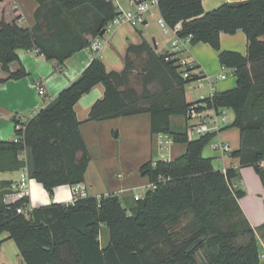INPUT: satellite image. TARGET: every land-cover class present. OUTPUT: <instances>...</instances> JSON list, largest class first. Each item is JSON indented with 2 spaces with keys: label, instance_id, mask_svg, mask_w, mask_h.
<instances>
[{
  "label": "trees",
  "instance_id": "16d2710c",
  "mask_svg": "<svg viewBox=\"0 0 264 264\" xmlns=\"http://www.w3.org/2000/svg\"><path fill=\"white\" fill-rule=\"evenodd\" d=\"M35 1L36 25L26 28L19 25L22 14L15 0H0V65L8 80L28 76L19 51L36 50L62 65L91 47L95 38H103L117 15L115 5L106 0ZM202 2L159 0L158 9L179 38L219 53L220 65L235 70L234 89L188 103L187 86L201 79L194 74L196 68L182 64L171 52L157 55L147 44L130 46L122 72H109L96 56L30 121L15 120L23 129L15 131L12 141H0V174L26 168L29 178L50 195L59 187L83 185L91 156L75 108L84 95L103 85L104 97L92 106L89 122L148 114L152 136L165 135L186 146L184 154L169 162L151 159L141 167L142 176L157 188L134 200L130 210L110 194L33 208L27 218L17 210L30 206V199L6 204L11 183L0 182V236L9 234L25 264H198L199 250L207 264H264L256 237L264 224L254 229L241 209L246 193L234 187L238 168L216 170L213 159L203 155L216 133L191 140L188 126L183 132L172 126V118L190 119L192 109L233 110L235 120L229 127L240 131V146L231 157L239 161V168H254L264 188V0L226 3L210 12ZM238 31L247 38L246 56L222 51L221 34ZM142 53L148 60L138 70L131 55ZM14 63L19 69L11 72ZM135 72L141 90L132 85ZM5 82L0 80V85ZM155 84L159 91H152ZM15 137L22 138L21 143ZM24 152L26 161L21 160ZM104 226L109 230L107 246L101 240ZM197 242L200 245L189 252Z\"/></svg>",
  "mask_w": 264,
  "mask_h": 264
},
{
  "label": "crops",
  "instance_id": "0c3cea01",
  "mask_svg": "<svg viewBox=\"0 0 264 264\" xmlns=\"http://www.w3.org/2000/svg\"><path fill=\"white\" fill-rule=\"evenodd\" d=\"M245 0H203V7L206 12L217 9L226 3L237 2L241 3ZM20 12L22 14V19L19 25L26 28H33L36 25L35 13L38 9V3L35 0H15ZM116 7H120L126 10L130 6V0H117L115 4ZM160 18V12L158 8L152 9V11L147 16V23L142 27H131L122 26L116 28L113 32L107 33L104 36L103 46L100 51V59L105 64L109 72L116 71L122 72L126 65L127 51L130 46H142L144 44L149 45L157 55L169 53L172 50V43L175 40V34L165 35L158 25V20ZM264 40V37L262 38ZM189 44V43H188ZM221 45L222 51H232L240 53L244 56L247 55V38L242 31H238L235 35L221 34ZM189 46V45H188ZM188 52L192 55L193 59L190 60L191 66L196 68V72L202 75L204 80L207 77V72L213 66L210 63L214 62L216 66V71L218 70L219 53L212 49L209 45L198 44L189 47ZM20 56V61L24 68L26 69L28 76L19 80H8V73L2 70L0 65V80H6V82L0 85V141L8 142L12 141L15 136L16 125L15 120L22 123H27L33 117H35L40 110L47 107L53 100H55L58 95L68 88L73 82H75L90 63L96 58L91 47H87L80 52L75 53L72 57L67 59L62 65L58 64L56 61H50L45 58V56L38 53L36 50L18 52ZM210 58V59H209ZM131 59L136 63V69L142 70L145 66L148 55L142 53L139 55H131ZM215 59V60H213ZM140 65V66H139ZM220 65V62H219ZM222 71H227L220 65ZM19 69L18 63L10 65L11 72H16ZM215 71V70H214ZM218 73V72H215ZM223 73V72H222ZM137 72L131 75V81L136 78ZM222 75V74H221ZM220 75V76H221ZM218 76V77H220ZM228 75L224 80L218 79L219 85L209 86L210 96L215 93V90L220 89L219 92H226L234 89L237 84V79L235 77L234 82L224 83L228 79ZM43 88L46 91V96L44 98L40 97L38 94V89ZM215 88V89H214ZM105 94V88L103 85H98L91 90L90 93L84 95L76 105V114L81 125V133L85 140L88 137H93L98 135L97 126L100 123H109L110 121L103 122H89V114L92 106L99 100L103 99ZM205 96H201V98ZM186 98L188 103H193L188 97V91L186 90ZM212 113L211 111H205L203 114L206 116ZM145 115V114H143ZM142 116V115H139ZM134 116L133 118H137ZM129 118V117H128ZM132 118V117H130ZM121 119V118H119ZM185 119V118H184ZM117 120V119H115ZM186 120V119H185ZM186 120V127L188 126ZM173 125V118H172ZM150 126V124H149ZM186 129V128H185ZM224 128H222L223 130ZM150 131V130H149ZM214 133V132H212ZM218 137L220 139L219 133ZM155 138L157 136H152ZM240 141L236 144L235 150H238ZM88 147V144L86 142ZM179 148L183 146L181 144H174ZM173 145V146H174ZM185 146V145H184ZM89 150V148H88ZM179 150V149H178ZM181 152V150H180ZM178 152V153H180ZM186 152L185 150L182 154ZM90 153V150H89ZM150 155V154H149ZM180 155V154H179ZM180 155V156H181ZM205 158L213 159V165L216 170H223L229 168H238L239 177L237 178L235 185L238 189L245 191L246 196L240 200L241 209L246 216L250 225L257 229L264 224V188L252 167L239 168L240 164L238 160L224 159L225 156H220L219 154H205ZM91 156V154H90ZM179 157V156H178ZM93 160L91 156V162L89 164L88 170L86 172L85 186L88 196L100 197L102 195L115 194L117 191L110 190L109 186L104 182V179L97 184L91 181L90 177L93 175L92 166ZM20 172H4L0 174V182L11 183L8 185V191H12L14 185H17L19 181ZM89 177V178H88ZM105 183V184H104ZM97 186L95 187V185ZM149 184L148 179L146 182L141 183L139 186H126L121 188L122 190L127 189H138L145 187ZM101 185V186H100ZM123 187V186H122ZM120 189V190H121ZM27 191L29 193L30 206L32 208H38L42 206H48L53 203L55 204H65L69 203L73 199V187L63 186L56 188L53 195H50L41 184L35 180H29ZM41 192L44 196L50 197V202L48 204H37L39 199L34 200L36 197V192ZM119 191V190H118ZM46 194V195H45ZM8 195V194H7ZM128 196V195H126ZM253 197L250 201L249 197ZM258 198H257V197ZM6 197V196H5ZM129 197V196H128ZM127 197V198H128ZM52 200H56L55 202ZM263 231H256V237L260 246H262L264 251V238H260L259 233ZM264 234V233H263ZM3 242L5 241V246L11 244L12 240H9V234L2 236ZM261 239V240H260ZM1 245V251L3 247ZM18 249V248H17ZM19 252V250H17ZM261 253V259H264V252ZM18 256L21 257L20 253ZM22 258V257H21ZM23 260V259H22ZM24 262V261H23ZM263 262V260H262ZM16 260L6 262L2 264H16ZM25 264V263H24Z\"/></svg>",
  "mask_w": 264,
  "mask_h": 264
},
{
  "label": "rangeland",
  "instance_id": "374dc122",
  "mask_svg": "<svg viewBox=\"0 0 264 264\" xmlns=\"http://www.w3.org/2000/svg\"><path fill=\"white\" fill-rule=\"evenodd\" d=\"M132 9L131 6L126 8V10ZM108 36V35H106ZM105 36V37H106ZM189 45V46H188ZM192 46L191 43L187 44V48L183 49V51L179 54V58L181 60H185L190 64V60L193 59L190 52H188L189 47ZM210 59V58H209ZM215 60V59H213ZM216 61V60H215ZM213 66V69H209L207 72V77L204 80H198L192 82L187 86L188 97L191 101L201 100V96L209 97L210 90L209 86H217L219 85L218 79L221 74H228L229 71H222L218 64V70L216 71V66L214 62L210 63V66ZM191 65V64H190ZM140 66V65H139ZM215 70V71H214ZM218 72V73H215ZM223 72V73H222ZM138 75V74H137ZM235 78L228 77V79L224 83L234 82ZM132 85L136 87L138 90H141V84L135 78L132 80ZM152 91H159V85L151 86ZM215 89V88H214ZM220 89H216V92H219ZM226 110L227 117V126H223V130L211 140V142L205 148V154H216L218 153L214 151L213 145L218 144L219 142L227 143L231 146L232 152L235 151L236 144L240 141V131L236 128H230L229 126L235 120V114L233 110ZM209 117L208 123L213 118V114H208ZM188 129L191 132L190 138L191 140H197L201 136L196 133L193 127L199 125L200 120L198 119H188ZM150 115L145 114L142 116H138L137 118H121L117 120H110L109 123H100L97 126L98 135L86 137L88 148L90 150V154L93 160V168L90 179L95 184H99L102 179L107 185H110V190L117 191L115 194L119 197L122 206L126 210H130V208L135 204L134 195L146 194V188H138L131 192L121 193V188H125L126 186H140L141 183L146 182V178H144L140 172L141 167L146 164L151 159L158 161L162 160V155L169 156V151L166 146L158 145V137L152 138L150 133ZM186 120L181 117L173 118V129L176 132H183L186 128ZM213 124L209 123V127H212ZM227 127V129H226ZM240 145V144H239ZM239 148V147H238ZM179 149V150H178ZM181 150V152H180ZM185 150V146H172L171 147V156L170 158L173 160L181 155ZM180 152V153H178ZM150 154V155H149ZM180 154V155H179ZM228 161L232 159L231 153L226 154L225 158ZM89 178V177H88ZM104 183V184H105ZM95 185V187L97 186ZM101 186V185H100ZM123 186V187H122ZM121 189V190H120ZM119 190V191H118ZM4 189L0 187V197L3 196ZM46 195V194H45ZM128 195V196H126ZM128 197V198H127ZM257 197V196H256ZM34 200L39 199L37 204H48L50 202L49 196H44L41 192H36V197H33ZM36 198V199H35ZM258 198V197H257ZM249 200L252 201L253 197H249ZM56 201V200H52ZM55 204V203H53ZM264 232L259 233L260 238H264ZM0 236V242L3 241L2 236ZM102 245L107 246L109 243V230L107 227L102 228ZM261 240V239H260ZM5 241L1 244L5 246ZM260 245V244H259ZM17 246L14 242H11L8 246L3 247L2 251L0 250V264L4 261H14L16 260V264H24L22 258L18 256ZM260 252L263 254V248L260 246ZM263 262L264 259L262 258Z\"/></svg>",
  "mask_w": 264,
  "mask_h": 264
},
{
  "label": "built area",
  "instance_id": "2783aa9c",
  "mask_svg": "<svg viewBox=\"0 0 264 264\" xmlns=\"http://www.w3.org/2000/svg\"><path fill=\"white\" fill-rule=\"evenodd\" d=\"M109 3H112L113 5H115L117 3V0H106ZM130 6L132 7V9L129 10H123L120 7H116L117 8V15L116 17L110 21L107 26L104 29L105 35L107 33H111L113 32L116 28L118 27H122V26H131V27H142L147 23V16L149 15V13L152 11V9L154 8H158L159 6V0H130ZM158 25L160 27V29L162 30V32L165 35H170V34H175V40L172 43V50L171 53L172 54H176L179 56V54L183 51V49L187 48V44L190 43L189 39H181L179 38L176 33L168 26V24L166 23V21L160 16L159 20H158ZM103 38L101 37H97L93 40L92 45H91V49L93 51V53L97 56L100 57V51L101 48L103 46ZM182 64L187 65L189 67H193L191 66L189 63H187L185 60H181ZM227 71H229V73L227 74L230 77H235V70L233 69H226ZM194 74L197 76H200L202 80L203 77L202 75H200V73H197L196 70L194 71ZM185 78L189 77V74H185L184 75ZM226 78V74H222L219 79L220 80H224ZM38 94L40 97L44 98L46 96V91L43 88L38 89ZM204 97H202L201 99H203ZM212 114H213V118L211 119V121L209 123H212L213 126L209 127V123H208V119L206 117H209L208 115H204L203 113H197L194 109H192L189 113L190 119H198L200 120L199 125L193 127V129L196 131V133L200 136H204L208 133H218L222 130V125L223 126H227V117H226V110L225 109H221L219 111H215V110H211ZM23 128L21 126H16V130H22ZM191 132L188 130V135L190 137ZM158 138V145L161 146H166L167 150L169 151V156L167 157L166 155H162V160L169 162L172 159L170 158L171 154V147L174 145L173 140L171 138H169L168 136L165 135H159L157 136ZM21 139L20 137H15V142L16 143H21ZM191 139V138H190ZM213 149L214 151H216L220 156H226V154L232 153V149L231 146L227 143L224 142H219L216 145H213ZM21 160L26 161V153H22L21 155ZM264 165V164H263ZM226 169H223V171L225 172ZM19 181L17 183V185H14L13 190L10 194L6 195L5 197V203L6 204H13L16 203L18 201H21L24 198H29V193L27 191V187H28V182L29 180H31L29 178L28 175V171L26 168L22 169L20 171V175H19ZM162 179H160L161 181ZM235 188L236 185L234 186ZM146 191H153L157 188V184L156 183H149L147 186H145ZM238 189V188H237ZM135 189H127V190H121V193H125V192H131ZM146 192V193H147ZM116 195V194H114ZM117 196V195H116ZM88 197V192L85 188V186L83 185H78V186H74L73 187V199L71 202L69 203H65L66 205L69 204H73L75 202V200L79 199V198H85ZM145 195H140V194H136L134 195V200L138 201V200H142L144 199ZM32 207L28 206L27 208H19L17 210L18 214H22L25 215L27 218H29L31 216L32 213Z\"/></svg>",
  "mask_w": 264,
  "mask_h": 264
},
{
  "label": "water",
  "instance_id": "95a60500",
  "mask_svg": "<svg viewBox=\"0 0 264 264\" xmlns=\"http://www.w3.org/2000/svg\"><path fill=\"white\" fill-rule=\"evenodd\" d=\"M232 6H236L238 3L237 2H232L230 3ZM103 34H105V32H103ZM200 245V242H197L195 243L190 249H189V252L193 251L195 248H197V246ZM196 261L198 264H207V260H206V257L203 253L202 250H199L197 253H196Z\"/></svg>",
  "mask_w": 264,
  "mask_h": 264
}]
</instances>
